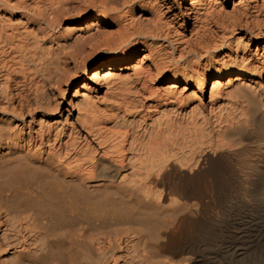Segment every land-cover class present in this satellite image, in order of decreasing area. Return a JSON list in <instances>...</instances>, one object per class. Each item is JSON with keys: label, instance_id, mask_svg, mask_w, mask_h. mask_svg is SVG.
Returning <instances> with one entry per match:
<instances>
[{"label": "bare ground", "instance_id": "obj_1", "mask_svg": "<svg viewBox=\"0 0 264 264\" xmlns=\"http://www.w3.org/2000/svg\"><path fill=\"white\" fill-rule=\"evenodd\" d=\"M0 264H264V0H0Z\"/></svg>", "mask_w": 264, "mask_h": 264}]
</instances>
